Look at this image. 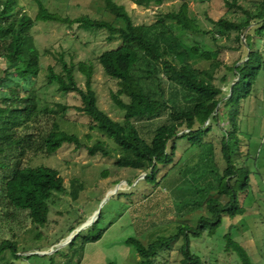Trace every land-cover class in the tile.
<instances>
[{"label": "rangeland", "instance_id": "374dc122", "mask_svg": "<svg viewBox=\"0 0 264 264\" xmlns=\"http://www.w3.org/2000/svg\"><path fill=\"white\" fill-rule=\"evenodd\" d=\"M113 1L125 6L136 25H149L150 36L162 40V43L170 42L177 36L176 38L187 46L199 44L200 48L208 50L215 59L212 61L218 62L214 69L213 82L225 93L234 81V75L227 69L238 58L245 56L246 49L237 40L238 32L229 31L219 36L212 31L210 20L244 21L245 11L256 13L261 2L167 0L160 6L142 8L128 0ZM18 2L33 18L37 15L38 3L41 2L50 13L62 18L75 19L86 15L116 26L123 24L106 9L103 0ZM184 2L188 5L189 17L202 29L200 32L184 30L175 20L166 18V14L177 11ZM245 31L241 34L242 37ZM32 34L40 49L49 50L41 57L43 69L51 65L57 72L60 71V56L74 64L79 61L91 63L92 89L96 94L99 109L113 120L122 121L123 112L112 100V94L119 89L118 82L106 75L98 63V56L105 50L118 47L119 40L108 41V34L104 29H84L78 24L69 26L50 20L37 21ZM212 35L216 40H213ZM258 43L264 62V38ZM199 66L209 67L205 62L199 63ZM147 69V61L141 56L133 73L148 94L160 99L158 79L148 74ZM75 77L78 85L85 90V76L76 69ZM223 78L226 80L222 81ZM29 88L34 89L42 104L50 109L58 110L57 103L67 106L64 118L59 119L62 130L75 134L88 146L97 140L106 141L108 147L118 153L117 146L103 132L97 129L90 131L91 120L76 109L81 104L78 94L60 92L57 84L47 82L44 73H41ZM162 88L170 106L187 109L193 105V100L185 96L174 84L164 81ZM169 113L168 109L158 118L135 121L142 137L150 141L156 128L168 122ZM240 113H243V134L236 135L241 147L234 153L233 159L240 166L246 165L251 173L247 191L239 195L245 212L234 218L224 215L222 227L212 237L205 232L201 238H190L191 249L201 257V264H241L237 254L226 249V233H230L232 239L247 250L254 264H264V67L252 94L242 103ZM211 125L212 130L204 137L202 147L190 144L188 139L177 140L174 162L160 167L158 184L144 182V172L117 168L114 159L91 157L85 149L76 150L74 145H63L51 156L33 157L29 162L32 166L41 164L59 171L67 192L58 194L50 201L49 220L44 227H35L19 212H16L14 218L5 219L0 223V238L14 241L18 254L21 255L11 259L10 264H136L139 261L138 254L133 246L126 244L127 238L138 237L144 244H148L158 236L173 235L179 224L196 227L201 216L209 215L206 208L208 200L216 197L223 203L228 200L225 196L217 195L218 180L226 168L221 143L226 135L227 121L220 126L216 123ZM74 179L83 185L77 201H73L69 194L71 181ZM102 200H105L103 204ZM96 214L98 215L94 216ZM93 217H96L95 221L100 218L96 228L105 232L100 240L84 246L81 258L76 251L78 248L70 249L67 244L57 247L70 235L67 232L71 226L81 220L82 223L75 228L79 229ZM80 232L86 233L85 229ZM181 245L180 237L172 244L171 249L163 254V260L159 258L157 264H181ZM57 248L60 250L56 253L53 251L51 256L35 253H48ZM3 260L4 257L1 263Z\"/></svg>", "mask_w": 264, "mask_h": 264}, {"label": "trees", "instance_id": "16d2710c", "mask_svg": "<svg viewBox=\"0 0 264 264\" xmlns=\"http://www.w3.org/2000/svg\"><path fill=\"white\" fill-rule=\"evenodd\" d=\"M128 1L148 8L151 5L160 6L167 0ZM103 2L106 9L121 20L122 26L86 15L75 19L62 18L50 13L41 2L33 18L24 11L18 0H0V223L14 218L19 212L35 227H44L49 220L50 201L58 194L67 192L59 171L41 164L32 166L29 162L33 157L51 156L63 145H74L76 150L85 149L91 157L114 159L117 168L144 172V182L158 184L160 167L174 162L178 139H188L190 144L202 147L204 137L212 130L211 124L220 126L227 121L226 135L221 143L226 168L218 180L217 195L225 196L228 200L225 203L218 197L208 200L206 208L209 215L201 216L196 227L179 224L173 235L158 236L148 244L138 237L125 240L138 254L136 264H157L159 258L181 237V264H201V257L191 249L190 238H201L205 232L212 237L222 227L224 215L234 218L245 212L239 195L247 191L251 173L246 165L240 166L233 157L241 147L236 136L243 134L241 105L252 94L264 67L258 43L264 38V0L259 3L256 13L245 11L244 21L210 20L212 31L219 36L229 31L238 32L237 40L246 49L245 56L238 58L227 69L234 75L227 93L213 82L218 62L212 61L214 57L208 50L200 48L199 44L187 46L177 36L170 42L162 43V40L150 36L149 25H136L124 5L113 0ZM166 18L175 20L184 30H202L189 17L186 2L177 11L166 14ZM39 20L69 26L78 24L84 29H104L108 41H120L118 47L103 51L98 56V63L106 75L118 82L119 89L112 94V100L123 112L122 121L113 120L99 109L92 89L91 63L79 61L74 64L60 56V71L57 72L51 65L42 68V54L49 50L40 49L33 37V28ZM243 31L246 33L242 37ZM212 38L216 40L214 35ZM141 56L147 61V73L158 79L160 99L148 94L133 73ZM203 62L209 67L199 66ZM76 69L85 76V90L77 83ZM41 73H44L49 84H57L60 92L79 95L81 104L76 109L91 120L90 131L97 129L103 132L117 146L118 153L112 151L106 141L97 140L88 146L75 134L61 129L59 119L64 118L67 106L57 103L58 110L50 109L42 104L35 90L29 88ZM164 81L177 86L193 100V105L187 109L170 106L162 88ZM168 109V122L158 126L150 141H147L140 134L135 121L158 118ZM185 130L188 132H183ZM86 137L90 138L89 135ZM82 189L83 185L77 179L71 181L69 194L73 201L79 199ZM98 220L100 218L85 229V234L79 232L67 244L70 249L78 248L76 251L80 258L84 246L97 242L105 232L96 228ZM81 223V220L78 221L67 233L74 231ZM224 239L226 249L235 252L241 264H254L247 250L234 241L230 233L224 234ZM18 256L21 255L16 243L0 238V264H10L11 259Z\"/></svg>", "mask_w": 264, "mask_h": 264}, {"label": "water", "instance_id": "95a60500", "mask_svg": "<svg viewBox=\"0 0 264 264\" xmlns=\"http://www.w3.org/2000/svg\"><path fill=\"white\" fill-rule=\"evenodd\" d=\"M104 202H105V200H102L101 204H103ZM97 215L98 214H96L94 216H97ZM95 219H96V217H93V219L87 220L86 223H84L79 229H75L74 231H72L70 233V235L66 239H64L63 242L60 243L57 247L60 248L61 246L65 245V244H68L82 229H86L89 226H91L94 223ZM56 250L52 249L48 253L47 252H35V253L39 254V255H47V254H50V253H52L53 251H56Z\"/></svg>", "mask_w": 264, "mask_h": 264}]
</instances>
